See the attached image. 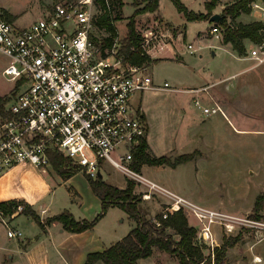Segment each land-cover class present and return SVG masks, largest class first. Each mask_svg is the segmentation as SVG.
I'll list each match as a JSON object with an SVG mask.
<instances>
[{"label": "rangeland", "instance_id": "obj_1", "mask_svg": "<svg viewBox=\"0 0 264 264\" xmlns=\"http://www.w3.org/2000/svg\"><path fill=\"white\" fill-rule=\"evenodd\" d=\"M78 1L0 0L5 7L17 14H9L1 9L0 11L9 20L18 19L16 21L18 25L29 26L48 11H52L56 4ZM133 1L122 0L124 3L121 10L122 18L116 22L117 38L120 42L126 37L127 23L135 10ZM182 2L195 12H207L205 4L208 0H182ZM233 2L234 0H220L212 9L213 14H222L225 7ZM143 6L140 4L138 7ZM98 13L99 9L96 6V14ZM228 20L232 22L231 17H228ZM254 21L257 20L251 12L242 13L236 19V22L243 23ZM213 26L220 28V25L206 20L188 21L182 13L178 12L171 0H160L158 11L142 13L136 17V31L142 35L143 39L144 33L150 30L154 32L152 39L149 43L145 41L143 48L154 60L146 67L147 71L152 75L156 86L163 87L164 83L168 82L170 88L136 92L132 101L134 104L141 103L143 107L139 105L148 121L149 142L153 140L155 155H169L172 160H175L181 155L191 154L193 159L176 168L144 166L142 173L156 183L174 190L182 197L201 206L240 217H249L264 223V208L255 209L257 197L264 196V63L249 69L256 64V61L240 60L234 56L231 47L222 45V38L220 40L210 34ZM220 30L222 31L221 28ZM181 33H183L182 36ZM94 34L109 35L98 28L95 29ZM246 42L247 51L244 57H248V51L255 45L250 41ZM189 44L193 45L194 50L191 51L188 48ZM235 73H239L237 78L226 79L221 83L222 85L215 88L218 90L217 94L213 92L215 89L209 90V93H212L223 106L224 111L227 106L232 125L221 114L211 116L202 114L192 100L194 97L207 98L204 101L205 105L211 106L209 97L205 92L187 93L186 91ZM0 87L1 91L8 92L13 84L0 77ZM234 128L245 131L238 132ZM196 134L198 136L202 134L207 141L199 139L200 136ZM195 158L198 159L195 160ZM102 168L103 179L115 186H122L127 180H132L106 161L102 163ZM47 176L55 185L61 184L56 196H49L43 201L45 205L50 203L49 208L54 210L74 192L67 185L68 180L62 184L64 179H60L61 176L57 175L53 167L52 170L49 169ZM84 176L82 171L74 175L72 185L83 186ZM135 183V193L142 197L141 206L146 210L149 218L155 217L169 206V203L161 204L163 200L159 195L168 197L159 192L153 191L151 198L144 199L143 193L147 192L148 187L136 181ZM73 204L76 205L78 202L75 201ZM68 210L72 212L69 208ZM100 212V203L88 206L82 212L78 211L83 213V218L87 220L95 219ZM183 212L189 224L198 228L197 220L187 211ZM132 223L134 222L124 210L114 207L110 208L89 232L90 235L103 241L115 237L122 238L132 228ZM13 226L22 231L23 237H38L37 244L40 250L38 253H33V259H36L37 255H40L47 247L51 263L62 264L49 237L42 232L32 217L22 215L13 223ZM169 232L172 231L169 230ZM218 237L220 247L226 238H236L237 242L234 246L249 245L252 248L264 239V229L243 225L231 235L223 236L218 228ZM17 242V238L9 239L6 228L0 225V244L16 246ZM195 242H197L196 239ZM258 248L257 251H259ZM230 252L228 257L226 252L223 261L217 260L216 264H244L243 257L246 255L242 253L240 255V252L234 249ZM203 253L206 256L208 251L204 249ZM15 258L13 264L30 262L29 259H21L17 253ZM159 258L162 259L160 261L163 264L179 263L176 256L165 255ZM238 261L240 262L237 263Z\"/></svg>", "mask_w": 264, "mask_h": 264}, {"label": "built area", "instance_id": "obj_2", "mask_svg": "<svg viewBox=\"0 0 264 264\" xmlns=\"http://www.w3.org/2000/svg\"><path fill=\"white\" fill-rule=\"evenodd\" d=\"M105 1L110 9L112 0ZM249 7L256 20L264 24V0H253ZM95 15V0L56 4L29 26L18 25L0 11V52L9 58L3 76L13 84L11 99L5 105L11 117H0V178L24 162L47 174L52 170L51 148L73 159L93 178L102 174L106 161L148 187L144 199L151 198L153 191L169 197V206L161 212L164 219L181 210L193 216L198 223L197 243L208 251L205 261L216 264V248L221 245L216 226L223 236H229L243 225L264 229V223L193 203L134 167L142 143L148 140L149 125L141 107L133 103V96L170 85L156 86L148 65L127 61L119 52L117 37L112 46L104 45L109 35L94 34L98 28ZM220 28L213 26L210 34L223 38ZM153 36L152 30L144 33L142 48ZM188 48L194 50L192 44ZM248 57L256 64L264 63V43L255 44ZM191 91L209 93L208 87ZM195 104L200 105V101L195 99ZM202 110L208 116L223 112L214 100ZM22 209L23 205H18L11 215L0 210V223L9 238L22 236L12 224ZM155 222L161 225L159 220Z\"/></svg>", "mask_w": 264, "mask_h": 264}, {"label": "trees", "instance_id": "obj_3", "mask_svg": "<svg viewBox=\"0 0 264 264\" xmlns=\"http://www.w3.org/2000/svg\"><path fill=\"white\" fill-rule=\"evenodd\" d=\"M179 13H182L188 21L206 20L210 21L213 15L212 9L220 0H209L206 2V13H198L189 9L182 0H171ZM253 0H234L227 5L221 14L218 24L223 28V44H230L233 51L240 56L246 55V41L254 44L264 43V24L259 21L250 23L236 22L242 13H250L249 3ZM99 13L94 17V24L99 30L109 33L104 39V45L112 46L117 37L116 22L122 16L124 3L122 0H112L111 8L106 5L105 0H95ZM135 10L129 17L127 23L126 37L121 41L120 54L124 55L131 64L143 65L154 62L150 55L142 48L143 37L136 31V17L146 12H156L159 10L160 0H134ZM143 4L142 8L138 6ZM231 17L232 22H229ZM14 21V20H11ZM11 99V93L0 95V117L9 119L11 114L6 110V103ZM51 165L58 175L63 179H69L77 173L83 171L94 194L101 200V212L93 220L77 219L72 212L65 209L61 213L42 220L31 204L24 200H9L0 202V210L5 215L15 212L18 205H23L22 214L30 216L43 230L53 222H59L63 229L69 232L81 233L93 229L97 222L106 215L111 206L123 209L135 226L121 240L107 247L103 251L91 252L87 255L85 264H138L140 259H145L154 253V250L165 252L171 256H176L178 264H210L205 261L203 250L195 239L197 228L189 224L185 213L177 211L168 215L166 219L162 213L153 218H149L146 210L141 206L142 197L135 193V181L127 180L125 188H119L106 182L102 177H91L73 159L65 157L55 149L48 151ZM138 162L134 164L137 170H141L144 164L148 165H169L173 168L192 159L191 154H184L172 160L171 157L163 155L156 156L149 152L147 141L142 143L137 153ZM264 195V194H263ZM264 208V196H258L255 202V209ZM155 220H159L161 225L157 226ZM172 231V232H169ZM237 242L236 238H226L220 248H216V261H223L228 248L233 247Z\"/></svg>", "mask_w": 264, "mask_h": 264}, {"label": "crops", "instance_id": "obj_4", "mask_svg": "<svg viewBox=\"0 0 264 264\" xmlns=\"http://www.w3.org/2000/svg\"><path fill=\"white\" fill-rule=\"evenodd\" d=\"M0 9L3 10V12L4 11L8 12L9 14H14V15L17 14L15 12H12L7 7H5L3 5V3H1V2H0ZM17 20H15L14 22H16ZM208 22H210V21H208ZM182 34L183 33H181V36H182ZM246 44H247V42H246ZM222 45L231 47L230 44H226V45L222 44ZM219 47H221V46H219ZM231 49H232V47H231ZM232 51H233V49H232ZM232 54H234V56H236L240 60H244V59L252 60L251 58H248V57L238 56L235 53V51H233ZM8 63H9V58L5 54L0 52V77H2L3 79H5L3 76V70L8 65ZM259 65L260 64H255V65L251 66L249 69H253ZM238 75H239V73H235V74H232L231 76H228V77H225L222 79H217V80L213 81L212 83H208L202 87L188 89L186 92L187 93H193V91H191L192 89H202L204 87H208V90H210V89L214 90L218 86L222 85L221 83H223L224 80H226V79L229 80V79L235 78V77L237 78ZM7 82H9V81H7ZM10 91H11V89H10ZM10 91L3 92V91H1V87H0V95L1 96L10 93ZM199 92L203 93V91H198V92H194V93H199ZM213 92L215 94H217L218 90L215 89ZM206 95L209 97L210 101L212 102L211 104H213V100L219 103V101L215 99V97L212 95V93H206ZM195 99H198L200 101V105L195 104ZM206 99L207 98H203V97H194L192 100L194 105L199 110H201L202 114H204L203 110H202L203 106H207V105H205V102H204V101H206ZM138 105H140L142 107L141 103H139ZM219 105L221 107H223L220 103H219ZM225 108H226V111L223 110V112H218L216 114H221L224 117V119L227 120L228 123H230L232 125L229 114L227 112V106H225ZM234 129L238 132L245 131L244 129H236V128H234ZM196 136H198V135L196 134ZM199 136H200L199 139L207 141L202 134H200ZM147 142L149 145V152L151 154L155 155V152L153 150L154 145H152V144H154L153 140L151 139V142H149V137H148ZM156 156H158V155H156ZM160 156H163V155H160ZM166 156H169V155H166ZM169 157H171V156H169ZM200 157H201V155H200ZM197 159L198 158H195V160H197ZM144 166H146V167H154V166L171 167L169 165H148V164H144L141 168V172L143 171ZM47 174L41 172L34 164H32L30 162H24V163H20V164L14 166L13 168H11L8 172H6L0 178V202L9 201V200H13V199L24 200L33 206V208L36 210V212L41 216L42 220H44L45 218L57 215V214L61 213L62 211H64L65 209H68V208L72 211L73 215L77 219H85V218H83L84 217L83 213H78V211L82 212L88 206H92V205L95 206L97 203L98 204L100 203V206H101V200L94 194L93 190L91 189V187L89 185V182H88L86 176H84L85 184L81 187H75L72 185V180L74 179V176H72L66 180H68L67 185L71 187L70 189H73L74 193L72 195L70 194L69 198H66L57 208L52 210L51 208H49L50 203H49V205H45V203L43 201L46 200V198H48L49 196H51V197L56 196L58 193V189L61 186V184H59V186L55 185V183H53V181H51L49 179ZM102 178H103V175H102ZM146 178H148V177H146ZM60 179L62 180V177ZM66 180L64 179L62 184H64V182ZM149 180H151V179H149ZM151 181H153V180H151ZM153 182H155V181H153ZM126 185H127V182H126V184H124L122 186H117V187L125 188ZM160 186H162V185H160ZM162 187H164V186H162ZM164 188H166V187H164ZM166 189L177 194V195H179V196H181L180 194L176 193L174 190H172L170 188H166ZM159 196H160V199L163 200L161 202V204L166 205L167 203L171 202L169 197L166 198V197H162L161 195H159ZM75 197H77V199H75ZM187 200H189V199H187ZM75 201L78 202V204H76V205L73 204ZM189 201H191V200H189ZM193 203H195V202H193ZM251 206H253V204ZM114 207L119 208L117 206H111L110 208H114ZM22 215H24V214L19 213L18 215H16L15 218L12 219V224L15 223L16 220L19 217H21ZM0 225L4 227V225L2 223H0ZM134 226H135V223H132V228ZM218 228H220V227L216 226V228H215L217 233H218ZM16 229H18V228H16ZM19 231L22 233L21 230H19ZM129 231H128V233H129ZM42 232H44L46 234V236L49 237L48 239L50 240V243L54 247V250L56 251V253H58L62 264H85L86 259H87V255L89 253L97 252V251H103L107 247L111 246L112 244L116 243L117 241H119L123 238V237L122 238L120 237L121 238L120 239L119 237H115L114 239H109V240L103 241L96 236L90 235L89 230L81 232V233H74V232L66 231L65 229H63V225L59 222H56V221L51 223L50 225H48L45 230L42 229ZM9 239H13V238H9ZM17 239H18V242H17L18 244L16 246H13L12 244L11 245L0 244V264H13V261L16 260V258H15L16 253L21 256V259H26V260L29 259L30 260V262H26V264H52L47 247L45 250L42 249L43 250L42 253L40 255L38 254L36 259H33V253H35V252L38 253L40 250L38 248V244H37L38 237L26 238L25 236L23 237V233H22V236L20 238H17ZM259 246H260V248H258ZM257 248L259 251H257ZM233 249H234V251L240 252V255H241V253L246 255V257H243L244 258V260H243L244 264H254V263L255 264H264V239L257 242L252 248L249 247V245L239 247V244H237L233 248L228 249L227 257H228V255H230V253H231L230 251H232ZM165 255L168 257L169 256L172 257L171 255H169L165 252H160V251L158 252L157 250H154V253L152 254V256L145 258V259H140L138 261V264H163L161 262L162 259H160L159 257L160 256L164 257ZM253 257H257V260L253 261ZM239 262L240 261H238L237 263H239ZM97 264H104V263L98 262Z\"/></svg>", "mask_w": 264, "mask_h": 264}, {"label": "water", "instance_id": "obj_5", "mask_svg": "<svg viewBox=\"0 0 264 264\" xmlns=\"http://www.w3.org/2000/svg\"><path fill=\"white\" fill-rule=\"evenodd\" d=\"M220 18H221V14H219V13H215V14H213V15L211 16V18H210V22L218 23L219 20H220ZM98 176H99V177H102V174L99 173Z\"/></svg>", "mask_w": 264, "mask_h": 264}]
</instances>
